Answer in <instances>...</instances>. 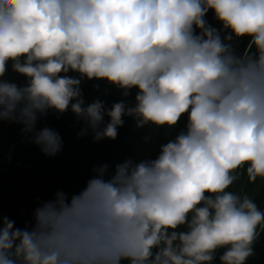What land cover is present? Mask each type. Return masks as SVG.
<instances>
[{
  "label": "trees",
  "instance_id": "16d2710c",
  "mask_svg": "<svg viewBox=\"0 0 264 264\" xmlns=\"http://www.w3.org/2000/svg\"><path fill=\"white\" fill-rule=\"evenodd\" d=\"M7 4L56 39L0 61V264H198L220 217L229 264L264 205V0Z\"/></svg>",
  "mask_w": 264,
  "mask_h": 264
},
{
  "label": "rangeland",
  "instance_id": "374dc122",
  "mask_svg": "<svg viewBox=\"0 0 264 264\" xmlns=\"http://www.w3.org/2000/svg\"><path fill=\"white\" fill-rule=\"evenodd\" d=\"M8 2L9 0H0V61L5 62L9 57L10 69L12 73H17L15 68L30 52L54 43L56 37L37 18L24 22V18L15 17ZM212 239L208 236L198 245L199 258L207 257L211 251Z\"/></svg>",
  "mask_w": 264,
  "mask_h": 264
},
{
  "label": "water",
  "instance_id": "95a60500",
  "mask_svg": "<svg viewBox=\"0 0 264 264\" xmlns=\"http://www.w3.org/2000/svg\"><path fill=\"white\" fill-rule=\"evenodd\" d=\"M260 224L248 241L238 248L229 264H264V205L259 211ZM210 230L205 227L204 234Z\"/></svg>",
  "mask_w": 264,
  "mask_h": 264
},
{
  "label": "built area",
  "instance_id": "2783aa9c",
  "mask_svg": "<svg viewBox=\"0 0 264 264\" xmlns=\"http://www.w3.org/2000/svg\"><path fill=\"white\" fill-rule=\"evenodd\" d=\"M220 220L222 221V231H220L218 225L213 219L209 220L208 226L212 233V238H213L211 244V251L209 252V254H207V257L202 258V260L199 261L198 264H214L212 260L216 254V251L220 247L223 237L222 235L224 234V219L220 217Z\"/></svg>",
  "mask_w": 264,
  "mask_h": 264
}]
</instances>
